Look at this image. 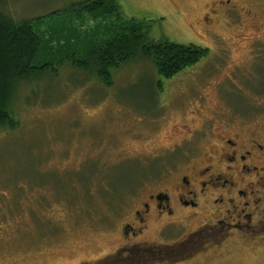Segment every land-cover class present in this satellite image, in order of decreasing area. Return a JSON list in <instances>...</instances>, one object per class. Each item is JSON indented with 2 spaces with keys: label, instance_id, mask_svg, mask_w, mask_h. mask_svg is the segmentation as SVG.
<instances>
[{
  "label": "rangeland",
  "instance_id": "rangeland-1",
  "mask_svg": "<svg viewBox=\"0 0 264 264\" xmlns=\"http://www.w3.org/2000/svg\"><path fill=\"white\" fill-rule=\"evenodd\" d=\"M81 1L0 0L15 20L41 17L33 65L55 62L12 82L16 126L0 128V264H124L100 259L122 242L134 199L172 169L160 161L211 151L226 120L264 144V0H231L219 6L223 18L208 15L211 0H119L118 15L96 19L72 10ZM118 18L208 54L169 79L139 58L106 86L69 56L84 59ZM250 250L210 251L189 264H264L263 249Z\"/></svg>",
  "mask_w": 264,
  "mask_h": 264
},
{
  "label": "flooded vegetation",
  "instance_id": "flooded-vegetation-1",
  "mask_svg": "<svg viewBox=\"0 0 264 264\" xmlns=\"http://www.w3.org/2000/svg\"><path fill=\"white\" fill-rule=\"evenodd\" d=\"M228 3L211 0L208 15L217 18ZM211 136L212 150L202 156L160 161L172 169L157 188L134 199L120 224L122 242L100 261L189 264L243 244L264 251V144L227 120Z\"/></svg>",
  "mask_w": 264,
  "mask_h": 264
},
{
  "label": "trees",
  "instance_id": "trees-1",
  "mask_svg": "<svg viewBox=\"0 0 264 264\" xmlns=\"http://www.w3.org/2000/svg\"><path fill=\"white\" fill-rule=\"evenodd\" d=\"M72 10L96 19L118 15L120 4L119 0H83ZM39 19L41 17L15 20L0 11V128L13 129L16 126L10 109L12 82L18 83L53 71V60L33 65L41 48V39L33 23ZM103 28V34L88 44L86 54L82 56L84 59H76L74 55L69 59L76 67L89 70V74L106 86L111 85V72L115 68L139 58L149 60L158 76L169 79L196 64L209 51L207 47L191 43L153 40L147 34L148 25L133 19H121ZM155 85L158 89L162 88L160 82Z\"/></svg>",
  "mask_w": 264,
  "mask_h": 264
}]
</instances>
